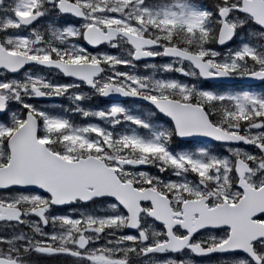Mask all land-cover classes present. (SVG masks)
I'll return each mask as SVG.
<instances>
[{"label":"snow or ice","instance_id":"obj_1","mask_svg":"<svg viewBox=\"0 0 264 264\" xmlns=\"http://www.w3.org/2000/svg\"><path fill=\"white\" fill-rule=\"evenodd\" d=\"M257 83L264 0H0V264H264Z\"/></svg>","mask_w":264,"mask_h":264},{"label":"rangeland","instance_id":"obj_2","mask_svg":"<svg viewBox=\"0 0 264 264\" xmlns=\"http://www.w3.org/2000/svg\"><path fill=\"white\" fill-rule=\"evenodd\" d=\"M141 71H144L143 69H140ZM85 91V90H84ZM92 99H94V97H92L90 100H88V101H86L85 102V104H84V106H86V105H90V101L92 100ZM91 102H93V101H91ZM88 107V106H87ZM102 107H103V105H102Z\"/></svg>","mask_w":264,"mask_h":264},{"label":"flooded vegetation","instance_id":"obj_3","mask_svg":"<svg viewBox=\"0 0 264 264\" xmlns=\"http://www.w3.org/2000/svg\"><path fill=\"white\" fill-rule=\"evenodd\" d=\"M256 88L260 89L261 87H264V86H261V85H257L255 86Z\"/></svg>","mask_w":264,"mask_h":264},{"label":"water","instance_id":"obj_4","mask_svg":"<svg viewBox=\"0 0 264 264\" xmlns=\"http://www.w3.org/2000/svg\"><path fill=\"white\" fill-rule=\"evenodd\" d=\"M121 99H123V98H121Z\"/></svg>","mask_w":264,"mask_h":264}]
</instances>
